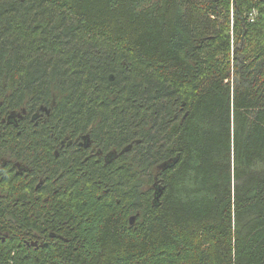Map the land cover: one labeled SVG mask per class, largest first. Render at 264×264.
I'll return each instance as SVG.
<instances>
[{
    "label": "trees",
    "instance_id": "trees-1",
    "mask_svg": "<svg viewBox=\"0 0 264 264\" xmlns=\"http://www.w3.org/2000/svg\"><path fill=\"white\" fill-rule=\"evenodd\" d=\"M0 98L107 155L42 146L0 264H264V0H0Z\"/></svg>",
    "mask_w": 264,
    "mask_h": 264
},
{
    "label": "flooded vegetation",
    "instance_id": "flooded-vegetation-1",
    "mask_svg": "<svg viewBox=\"0 0 264 264\" xmlns=\"http://www.w3.org/2000/svg\"><path fill=\"white\" fill-rule=\"evenodd\" d=\"M43 107L29 105L10 109L0 98V239L2 240H5L9 234L6 226L16 222L15 219H8V216L10 217L8 213L16 212L19 199L16 198L13 207H10L8 203L10 193H15L17 188L18 193L21 194L32 190L41 193L47 186L49 178L47 171L42 166L41 158L36 155L43 145L51 146L54 158H58L60 154H68L71 158L72 155L80 152L83 163L90 158L106 161V153L82 137L66 136L50 141L40 139L39 127L50 118V110L48 109L49 112L45 114ZM32 130L36 135L35 139L28 138ZM54 236L51 234V237ZM23 241L27 246L35 249L43 248L47 244V241L38 237Z\"/></svg>",
    "mask_w": 264,
    "mask_h": 264
},
{
    "label": "water",
    "instance_id": "water-1",
    "mask_svg": "<svg viewBox=\"0 0 264 264\" xmlns=\"http://www.w3.org/2000/svg\"><path fill=\"white\" fill-rule=\"evenodd\" d=\"M84 139H87V138L85 137ZM159 195H160V193L157 194L156 199H159ZM134 219H135V217L132 216L131 217V223H133ZM34 244H36V243H34Z\"/></svg>",
    "mask_w": 264,
    "mask_h": 264
}]
</instances>
